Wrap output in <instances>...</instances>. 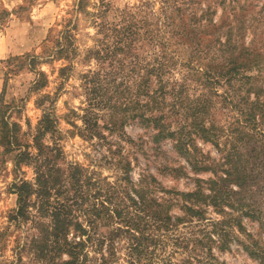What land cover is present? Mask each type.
I'll use <instances>...</instances> for the list:
<instances>
[{"label": "rangeland", "instance_id": "1", "mask_svg": "<svg viewBox=\"0 0 264 264\" xmlns=\"http://www.w3.org/2000/svg\"><path fill=\"white\" fill-rule=\"evenodd\" d=\"M205 7L215 27L197 32L194 43L179 39L173 31L176 24L182 22L193 34L191 13L198 16ZM108 9H127L138 13L136 19L144 20L141 38L132 50L142 59L140 64L149 59L145 56L150 50L166 55L169 66L164 75L162 113L171 130L180 128L184 134L183 148L188 154L175 148L173 138L156 141L145 123L128 120L112 132L103 128L123 113L135 114L131 105L136 99L141 103L146 100L144 95L137 96L134 82L138 76L146 79L145 70H128L127 62L133 56L122 63L126 67L122 73L127 85L124 95L112 93L106 85L94 91L92 84L85 83L83 76L88 70L111 72L109 60L99 65V55H95L97 50L105 52L111 42L104 35L109 30L100 27L112 21ZM145 20L152 36L162 40L159 46L153 47L143 34ZM64 29L69 30L67 55L56 57L50 51ZM228 30L232 44L243 47L251 64L241 67L240 73L230 71L231 80L219 73L210 75L208 81L196 76L194 68L205 70L209 64L216 72L225 71L223 64L238 65L230 61L232 56L228 59L239 52L237 48L224 51L220 44L229 37ZM193 47L200 50L201 59H192L189 65L187 55ZM62 67L66 69L61 71ZM41 82L44 85L34 89ZM155 83L151 77L149 89ZM255 88H261L260 94L254 93ZM109 98V104L115 106H105ZM263 98L264 0H0V264H45L37 258L35 241L45 230L49 232L54 201L75 197L72 208L84 222V209L98 206L102 195L128 212L124 219L138 224L142 235L152 237L148 250L157 259L179 264L189 255L207 257L210 248L213 264H264V107L251 104ZM45 108H49L55 126L37 140ZM85 121L91 126L95 123L94 131L87 130ZM202 126L210 129L201 130ZM19 152L25 153L22 159L17 158ZM227 157L238 163V171L244 170V184L237 181V175L221 181L224 170L232 165ZM239 157L240 161L236 160ZM187 158L195 161L197 169ZM39 164L45 172L46 166H52L51 175L55 170L61 185H48L53 189L46 204L37 188ZM204 164L209 167L204 169ZM71 172L77 176L74 186ZM209 178L229 193L225 203L201 204L202 216L191 217L184 209L191 205L182 194L195 190L197 179ZM23 182L29 184V196L25 215L17 216L14 184ZM133 188L163 198L170 221L161 224L155 217L135 214L126 197ZM248 205L260 211V219L244 214ZM148 208L150 215L158 210L155 205ZM180 217L183 219L177 221ZM122 224L98 225L99 232L107 233ZM121 228L115 264H126L129 252L128 233Z\"/></svg>", "mask_w": 264, "mask_h": 264}, {"label": "trees", "instance_id": "2", "mask_svg": "<svg viewBox=\"0 0 264 264\" xmlns=\"http://www.w3.org/2000/svg\"><path fill=\"white\" fill-rule=\"evenodd\" d=\"M79 6L80 8L82 7V2L79 3ZM175 10H177V12L181 14L180 8L177 9L175 7ZM106 12H110V19L112 21H109L107 26L100 27H105V29L109 30V34L104 35L107 36L111 42L108 46L105 47V50L107 49L105 52L97 50L95 55H99L96 58L98 59L97 61L99 65H103L102 60H109V67L111 68V72L99 73V70H88V72L84 74V76L82 75L84 77V80L88 81L85 83L92 84V88L94 91L102 87V85H106L107 90L111 91L112 93L122 92V95H124L125 90H127V85L122 79L124 77L122 73L124 72L126 67H124L122 63L127 57L133 56L134 59H130L127 62V66L129 67L128 70L129 72H132L133 68L134 70L135 68H137L138 70H145L146 79L142 80V77L138 76V78H136L134 82L135 86L137 87V96L139 97L141 95H144L146 97V100L141 103L139 99H136L131 105V108L136 111L135 114L123 113V115L119 119H115L111 124L110 122H107V124L103 126V128L112 132L117 128H121L123 123L128 120H135L136 122L145 123L147 127H151L152 137L156 141L165 138H173L175 148L178 149L180 153L188 154L189 151L183 148L184 134H181L182 131L180 130V128H178L177 130H171L170 127L166 125L164 121V114L162 113L163 110L161 106V100L165 91L164 75L167 72V66H169L168 63L165 62V60L167 59L166 55H164L162 52L159 55H156L154 50H150V52L147 53V55L145 56L146 59H149L146 60L145 64H140L142 59H140L138 54H132V50L133 44L141 38L140 30L144 27V20H142V18L136 19V15H138V13H130L127 9L115 11L108 9ZM191 17L193 18L189 20L190 23L193 25V34L186 30L182 22L177 23L175 26V30L173 31L176 35L179 36V39L183 37L184 41L194 43V37L196 39L195 35L197 32H207V28L215 27V23L212 22L213 20L210 16V13H208V8L206 7L205 9H202V14L197 16L192 12ZM168 18L170 20L171 17L169 16ZM203 20L205 22H203ZM148 24L149 23H147V20H145V31L143 34L148 35V38L152 41L153 47L159 46L162 40L160 38H157L158 36L156 35L152 36L153 34L151 33V27L146 26ZM198 27H201V29H196ZM216 28H220V26H216ZM68 32V29H64L62 31L61 36L55 39L54 49L50 51V53L56 55V57L60 55H67V47L65 45V41L68 39ZM242 34L243 33L241 32L239 33L237 41L241 39ZM227 35H229V37L225 40V42H220L221 46L224 47L222 48V50L230 51L232 48H237V51L239 52H237L235 55L230 53L231 55L228 56V59L230 58V56H232L233 58L232 60L230 59V61H234L238 63V65H233L231 67L229 66V68L228 65L223 64L226 66L225 71L221 70V72H216L214 69H212V67H210L209 64L205 67V70L194 68V73H196V76L200 77L201 75L203 79L208 81L211 79L210 75H215V73H219V76H224L225 79L231 80L233 74L232 76L229 75L230 71H237L240 73L241 67L251 64L249 59L250 56L247 55L248 53L244 54L242 51L243 47H238L236 44H232L233 40L231 37V30H228ZM184 50L186 52V48H184ZM199 51L200 50H196V48L194 47L192 48V53L190 55H187V62L189 65L191 64L190 60L201 59L200 55L198 54ZM118 54L119 57H117ZM130 64H132V66ZM65 69V67H62L61 71H64ZM111 76L113 77L109 80L108 77ZM151 77L156 79V83L155 87L149 89L150 86H148V83L151 81ZM43 85V82L36 83L34 89H38ZM86 89L89 90L87 86ZM260 92L261 88L254 89L255 94H260ZM111 100L112 99L109 98L105 103V106L107 103L109 107L115 106V103L113 105L109 104L111 103ZM115 100L118 101L117 99ZM40 101H42V98L40 99ZM262 103H264V98L262 100L257 99L251 104L255 107L259 105L264 107ZM175 109L176 107L173 106L172 112H175ZM44 112L45 114L43 115V118L39 123V133L35 137L37 140L43 133L49 131L50 129L52 130V128L55 126L52 124V122L54 123V119L50 114L49 108H45ZM116 113L117 111L114 110L115 116ZM85 124L89 126L87 127V130L95 129L93 128L95 127V123L91 126L89 121H85ZM184 129L185 127L182 126L183 132ZM200 129L209 130L210 128L202 126L200 127ZM178 133L181 135L177 136L176 134ZM24 156V152H19L17 158L21 157L22 159V157ZM189 158H187L189 164L192 166L193 169H197L195 161ZM241 158L242 157H239L236 160L240 161ZM227 161H229V163L231 162L232 165H230L226 170H224V178L217 177V179L220 178L221 181H227L228 178L237 175V181L241 184H244V176H242L244 170L238 171V163L233 162L228 157ZM38 166L39 167L36 170L37 188L41 191L40 195L42 196L43 204H46L47 198L51 196L49 194V191L53 189L48 185L57 184L59 185L58 188H60L61 185L59 184V181L57 182L56 180L57 175L55 174V170L53 171V175H51V172L53 170V168H51L52 166H46V172L40 164ZM202 167H204L205 169L208 168L209 165L204 164ZM231 168H233V171L230 170ZM69 176H71L70 180H72V186H74V182L76 183L75 180L77 176L76 174H74V172H71ZM197 181L198 182H196L195 190L182 194L186 197L185 199L191 205L184 206L185 212L188 213V215L191 217L202 216L200 209L202 206L201 204L210 203L213 205H221L222 203H225L224 201L229 194L226 190H223V186L219 187L217 185L216 179L209 178L204 181L197 179ZM199 182H202V184ZM28 187L29 184L26 182H23L19 185L14 184V188L17 192V216L25 215V208L29 196V189H27ZM74 191L76 192L77 190ZM58 192H60L59 189L55 192V194L58 195ZM102 197L104 198H101L102 200L100 199L98 206L92 205L91 209H84L83 214L86 215L83 219L84 222L80 221L79 218L76 217L75 210L72 208V205L76 204L75 197L66 198V201L65 199L55 200L53 212L51 215L52 221L50 222V225H48L49 232L45 230L44 236L35 241L37 258L42 259V261H46L45 264H111L112 262L113 264H115L116 260L114 261V259L116 256L117 248L116 239L118 237V231L121 230V226H123V231H126L128 233V236H126V238L128 237L129 240V252L127 254V260L125 261L126 264H172L171 261L165 262L160 259H157L154 256L153 251L148 250V246L151 245L149 244V241H151L152 237L142 235L141 228L138 224L129 221L127 222L126 220L128 219H124V217L126 218V216H128V212L122 211V209H118L116 204L114 206V204H112L113 202L109 197H106L104 195H102ZM126 197L127 200L133 204L135 214L139 215V213H143L146 217H155L161 222V224L168 223L170 221L171 216L165 213V200H163V198L161 199L158 196H152L151 192H148V190L145 191L143 188H133L131 193L127 192ZM242 203L245 202L242 201ZM151 205H155L158 210L153 211L150 215L148 207H150ZM192 205L197 206V208L192 207ZM126 208H128V206H126ZM258 212L260 211H258L255 206L248 205L247 210L244 211V214L249 215L251 217L253 216L259 218L257 215ZM176 219L177 221H181L183 217ZM116 223L123 224L120 226L112 227L107 233L103 234L99 232L98 225L112 226ZM262 224L264 225V221H262ZM140 234L141 237H139ZM210 240L214 241L211 237ZM208 252L211 253L210 248H208L207 253ZM209 253L207 257H200L198 254L195 256L189 255L188 258H185L179 264H195L193 263L192 259H196L199 264H213L215 258H213L212 254Z\"/></svg>", "mask_w": 264, "mask_h": 264}]
</instances>
